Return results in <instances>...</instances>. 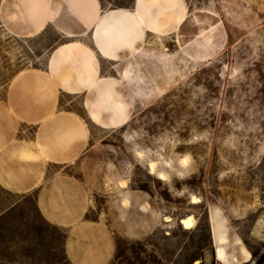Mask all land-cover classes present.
<instances>
[{"label":"rangeland","instance_id":"obj_1","mask_svg":"<svg viewBox=\"0 0 264 264\" xmlns=\"http://www.w3.org/2000/svg\"><path fill=\"white\" fill-rule=\"evenodd\" d=\"M184 1L180 30L166 38L148 35L139 53H124L116 65L121 90L133 100L130 123L122 130L93 125L105 140L88 167L95 159L97 166L100 159L109 166L98 168L86 219L101 217L112 235L108 264H183L193 232L179 220L199 218L213 204L224 209L251 251L249 264L264 255V13L252 0ZM67 2L62 9L69 25L74 5ZM134 2L101 0V8L132 10ZM65 42L54 27L32 41L15 38L0 21V85L21 70H45L54 46ZM103 67L109 69L105 62ZM84 98L78 95L76 102ZM137 149L169 162L188 156L196 170L188 178L165 170L171 180L160 181L149 174L146 160L134 156ZM121 179L128 181L125 190L118 187ZM124 192L130 194L128 207L122 205ZM192 195L201 198L200 206L191 205ZM146 205L151 212L142 211ZM66 233L41 215L36 194L0 185V264H72Z\"/></svg>","mask_w":264,"mask_h":264},{"label":"bare ground","instance_id":"obj_2","mask_svg":"<svg viewBox=\"0 0 264 264\" xmlns=\"http://www.w3.org/2000/svg\"><path fill=\"white\" fill-rule=\"evenodd\" d=\"M252 2L253 6L264 13V0ZM50 3L52 10L50 22H53L54 1L50 0ZM186 15L187 7L184 0H135L132 10L101 9L90 28L81 34L74 32L65 34L69 42L53 49L47 62V74L41 71L28 73L21 84L16 83L15 86H35L40 96L46 95L52 101L56 100L58 89L68 95L84 94V107L91 123L102 130H122L131 121L133 100L121 90L123 81L118 76L116 65L122 61L124 53H139L146 45L148 35L166 38L175 29L180 30L185 23ZM210 15L217 17L214 13ZM176 44L180 49L183 48L180 34L176 38ZM256 46L255 44V49ZM164 49L168 51L167 47ZM103 62L109 65V69L104 70ZM181 104L184 106V102ZM191 112L198 113L196 110ZM86 135L87 128L81 120L58 119L56 126L46 137L47 142L42 150L49 158L60 163L68 162L70 157L67 155L66 144L79 142L85 139ZM2 150L8 152L10 156L36 158L38 156L28 148L5 146ZM134 156L138 160H146L149 174L163 182L171 180V176L165 170L174 172L179 178H188L196 170L188 156L169 162L147 158L145 153L138 149L134 151ZM7 177L11 178L9 173ZM1 180L5 188L16 193L29 192L41 181L38 179L35 184L29 185ZM117 184L120 189L125 190L128 187V181L124 179L119 180ZM121 197L123 207L130 206V194L124 192ZM190 203L197 207L201 205L202 200L199 196L192 195ZM142 211L148 213L151 212V208L146 205ZM164 220L169 223L172 218L167 216ZM179 223L184 231L193 232L190 246L183 251L185 257L183 264H203L202 254L210 248L215 250L217 264H249L252 261L251 251L219 205H210L199 218L194 214L183 217Z\"/></svg>","mask_w":264,"mask_h":264},{"label":"crops","instance_id":"obj_3","mask_svg":"<svg viewBox=\"0 0 264 264\" xmlns=\"http://www.w3.org/2000/svg\"><path fill=\"white\" fill-rule=\"evenodd\" d=\"M53 1L55 19L50 22V0H2L0 21L4 30L12 37L32 41L54 27L60 39L67 40V32L81 34L90 28L102 9L101 0ZM65 1L74 5L70 15L73 21L69 25L63 16L64 12L68 13L66 7L62 9ZM34 71L47 74V65L45 70H21L6 84L0 85V185L5 188L1 179L29 185L40 179L37 187L17 194H36V205L41 215L51 224L67 230L65 250L70 262L108 264L114 253L112 235L101 217L98 220L86 219L93 209L91 187L97 178L98 168L104 163L109 166V162L101 159L98 161L100 166L96 164L97 159L94 167H88V162L99 145H103L105 137L96 133L95 125L89 120L84 107L85 98L77 103L78 95H68L58 89L57 98L52 101L46 95L40 96L35 86H15L16 83L21 84L26 74ZM58 119H79L87 128L85 139L66 144L70 160L65 163L49 158L42 150ZM5 146L28 148L38 156H10L2 150ZM207 254L202 255L203 264H217L216 253L212 256Z\"/></svg>","mask_w":264,"mask_h":264},{"label":"trees","instance_id":"obj_4","mask_svg":"<svg viewBox=\"0 0 264 264\" xmlns=\"http://www.w3.org/2000/svg\"><path fill=\"white\" fill-rule=\"evenodd\" d=\"M264 262V255L258 260L257 264H262Z\"/></svg>","mask_w":264,"mask_h":264}]
</instances>
